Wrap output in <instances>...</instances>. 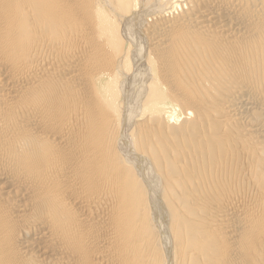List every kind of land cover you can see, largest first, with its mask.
Returning a JSON list of instances; mask_svg holds the SVG:
<instances>
[{"label": "bare ground", "instance_id": "obj_1", "mask_svg": "<svg viewBox=\"0 0 264 264\" xmlns=\"http://www.w3.org/2000/svg\"><path fill=\"white\" fill-rule=\"evenodd\" d=\"M0 264H264V0H0Z\"/></svg>", "mask_w": 264, "mask_h": 264}]
</instances>
